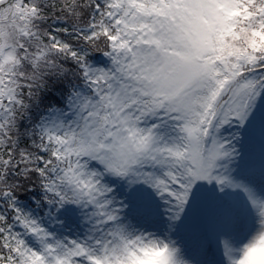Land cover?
<instances>
[{
    "label": "snow or ice",
    "instance_id": "obj_1",
    "mask_svg": "<svg viewBox=\"0 0 264 264\" xmlns=\"http://www.w3.org/2000/svg\"><path fill=\"white\" fill-rule=\"evenodd\" d=\"M0 264H264V0H0Z\"/></svg>",
    "mask_w": 264,
    "mask_h": 264
}]
</instances>
